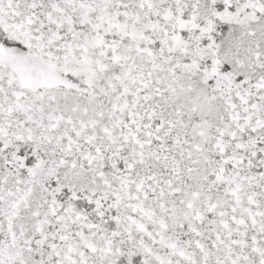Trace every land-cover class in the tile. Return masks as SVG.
Here are the masks:
<instances>
[{
    "label": "snow or ice",
    "instance_id": "snow-or-ice-1",
    "mask_svg": "<svg viewBox=\"0 0 264 264\" xmlns=\"http://www.w3.org/2000/svg\"><path fill=\"white\" fill-rule=\"evenodd\" d=\"M0 264H264V0H0Z\"/></svg>",
    "mask_w": 264,
    "mask_h": 264
}]
</instances>
